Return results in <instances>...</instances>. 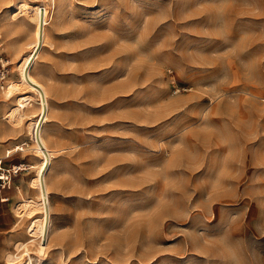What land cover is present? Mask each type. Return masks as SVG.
I'll use <instances>...</instances> for the list:
<instances>
[{
  "label": "rangeland",
  "instance_id": "374dc122",
  "mask_svg": "<svg viewBox=\"0 0 264 264\" xmlns=\"http://www.w3.org/2000/svg\"><path fill=\"white\" fill-rule=\"evenodd\" d=\"M20 2L36 0H0L7 80L35 45L11 18ZM47 4L30 74L49 105L51 227L33 263L264 264V0ZM41 111L30 100L24 114ZM7 125L23 134L5 145L28 166L19 200L37 199L42 160Z\"/></svg>",
  "mask_w": 264,
  "mask_h": 264
},
{
  "label": "bare ground",
  "instance_id": "6f19581e",
  "mask_svg": "<svg viewBox=\"0 0 264 264\" xmlns=\"http://www.w3.org/2000/svg\"><path fill=\"white\" fill-rule=\"evenodd\" d=\"M48 1L50 2V0ZM48 1L36 0L35 3L20 2L19 4H17L14 12L11 15V18L14 21L21 18H27L28 21L32 25H34L35 45L33 50L26 56L22 57L20 62L17 64L16 66L17 79L6 80L7 78L6 75L4 79L1 81V83H4V81L6 80L4 87V95L6 99L14 98L16 101V105L11 109H9L8 112L5 114V119L7 120V123L15 130H20L23 127H26V133L32 144V149L34 151V154L42 160L41 162L42 165L38 168L34 178L29 183L30 187L37 191L38 193L37 199L26 198L22 202L20 201L21 203L19 202L20 203L19 205H16L17 206L16 214L18 215L19 219L20 220L27 219L31 221L28 229L29 239L23 242L16 243L12 248V252L9 251L7 253L5 260L8 264H20V262H24L25 264H34L32 257V250H30V246L37 243V246H39L38 247L39 252L43 253L48 243L50 227H51V221L49 218L46 229V222L44 216V203L42 200L41 185H40L41 173L44 170V168H46V171L48 170L50 160L52 158L47 148L45 139L43 138L42 135V125L46 121L47 113L49 111V105L47 102V94L45 87L39 82H37L30 74V69L34 64L38 53L36 57H34V60L27 72V78L25 77L24 74L27 66L32 60V54L38 44L40 37H41V47L43 46L45 41V27L48 24L47 20H48V12H49L48 4H47ZM7 62L6 64L3 63V65H8L9 63ZM1 90H3L2 85H1ZM27 92H31L33 96L26 94ZM42 99L44 101H42ZM30 100L38 101L41 105H43V109L45 107V114L42 119L38 132V140H36L35 138V128L38 124L41 114L36 119H30V118L27 119L26 115L24 114V109L28 107V105L30 104ZM40 145L42 147H40ZM44 152H46L48 155V165L46 164V156ZM46 171L45 173H47ZM45 173L43 175V183H44L45 193L47 196L48 190L45 180ZM48 209L50 211L49 200H48ZM45 231H46V237H45V243H43V236ZM38 261H39L38 264H42V262L39 259Z\"/></svg>",
  "mask_w": 264,
  "mask_h": 264
},
{
  "label": "crops",
  "instance_id": "0c3cea01",
  "mask_svg": "<svg viewBox=\"0 0 264 264\" xmlns=\"http://www.w3.org/2000/svg\"><path fill=\"white\" fill-rule=\"evenodd\" d=\"M3 63L6 64L4 61H3ZM7 63H9V62H7ZM6 80H7V78H6ZM6 80L4 81V83H6ZM3 89H4V87H3ZM4 108L5 107L0 103V159H2V162H3L2 168L9 169L10 166L16 165L18 163H23V162L19 157H17V156L14 157L15 156L14 154L16 151H13L12 147L16 146V145H13L11 147H7L5 145L18 143L20 140L23 139L22 138L23 134L16 133V134L11 135V132L9 130V127H8L6 121L4 122V120H5ZM13 130H15V129H13ZM15 131H17V130H15ZM21 174L22 173H19V175H21ZM15 177H17V175H15L12 178V184L9 188H5V189L0 191V264H8L5 260L6 255L9 252V250L11 249L12 244L15 241L16 242L13 244V246L18 242H23V241H17L20 239L21 235L16 232V227L19 224L18 220H20L18 215L16 214V208H17L16 205H19L26 198L19 200L20 196L23 197L22 196V190L18 185L15 184V182L17 181V179H14ZM31 189H33V188H31ZM33 190H35V189H33ZM37 196H38V193H37ZM2 199H4V200H2ZM20 221H22V220H20ZM25 232H26V230H25ZM26 235H27V233H26Z\"/></svg>",
  "mask_w": 264,
  "mask_h": 264
},
{
  "label": "built area",
  "instance_id": "2783aa9c",
  "mask_svg": "<svg viewBox=\"0 0 264 264\" xmlns=\"http://www.w3.org/2000/svg\"><path fill=\"white\" fill-rule=\"evenodd\" d=\"M4 49L3 44L0 42V81H2L8 73V65H3L2 63V61H5V63L7 62L6 59L3 58L5 55ZM2 163V159H0V191L9 188L12 184V178L28 168L25 163H18L10 166L9 169H4L2 168Z\"/></svg>",
  "mask_w": 264,
  "mask_h": 264
},
{
  "label": "water",
  "instance_id": "95a60500",
  "mask_svg": "<svg viewBox=\"0 0 264 264\" xmlns=\"http://www.w3.org/2000/svg\"><path fill=\"white\" fill-rule=\"evenodd\" d=\"M40 34H41V31H40ZM40 47H41V37H40V39L38 41V44H37V46H36V48H35V50H34V52L32 54V60H31V62L29 63V65L27 66V68L25 70V73L24 74H25V77L26 78H27V72H28V70H29V68H30L33 60H34V57H36L37 53L39 52ZM42 101H44V100L42 99ZM44 114H45V107H44V109L42 111V114H41V116L39 118L38 124H37V126L35 128V138H36V140H38V132H39V128H40L42 119L44 117ZM40 147H42V146L40 145ZM44 154L46 156V164L48 165V155H47L46 152H44ZM45 171H46V168H44V170L41 173L40 185H41L42 200H43V203H44V216H45L46 229H47V223H48V220H49V209H48V197L46 196L45 188H44V183H43V175H44ZM45 237H46V231H45L44 236H43V243H45Z\"/></svg>",
  "mask_w": 264,
  "mask_h": 264
}]
</instances>
